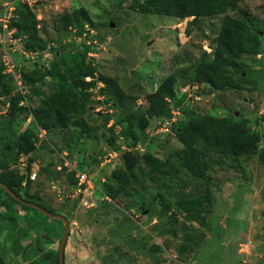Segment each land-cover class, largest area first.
<instances>
[{
	"label": "rangeland",
	"instance_id": "obj_1",
	"mask_svg": "<svg viewBox=\"0 0 264 264\" xmlns=\"http://www.w3.org/2000/svg\"><path fill=\"white\" fill-rule=\"evenodd\" d=\"M11 1L0 0V12L9 10L6 3ZM15 1L18 5H29L38 21L39 34L48 43L57 48L60 44L68 46L59 49L67 61L73 52L72 37L67 31L61 32V17L74 9H84L94 23L89 28L96 39L91 46L95 47L97 72L116 78L124 93L133 99L130 105L134 109L138 106L145 108L146 95L154 91L162 79L173 74L177 97L186 95L183 108L217 117L248 118L250 125L261 131L260 116L264 114V0H244L238 9L229 11L231 15L246 18L258 32L261 46L254 56L242 58L248 64L245 75L249 82L245 89L222 90L205 82H193L190 68L198 62L203 50L212 56L221 15L200 18L196 24L188 26L190 34H186L187 22L192 17L180 19L142 13L134 7L135 0ZM14 48L18 50L16 56L25 69L31 68L33 62L48 68L49 62L55 58L56 50H49L37 57L30 55L33 58L27 62L22 58L25 51L20 44L15 43ZM49 82L47 76L39 87L41 96L50 92ZM97 91H91L87 114L81 116L87 130L72 126L68 144L59 136L48 133L30 155L19 156L16 168L36 172L28 190H37L49 211L68 217L70 232L65 264H264V138L259 141L255 154H211L204 179L192 177L184 171H179L170 182L159 175L152 180L141 174L138 182L110 198L105 194L106 183L113 169L124 168L125 151L130 154L138 152L139 156L150 152L166 160L172 150L182 148V143L172 129L173 120L177 118L172 113L169 118L148 117L143 128L135 127L138 134L135 144L129 140L128 145L121 137H114L110 142L115 136L110 127L115 121L113 117L124 109L98 97ZM9 97L0 96V120L7 116ZM38 99V95H32L29 106H35ZM170 107H173L172 103ZM106 114L114 116L104 124ZM27 116V112L19 113L14 124L18 132L26 127L24 120ZM76 136H79L78 141ZM7 138H0V149L11 139ZM21 160L26 167H21ZM65 161H72L79 169H87L92 185L82 186L79 191L76 190L78 185L72 188L66 175L68 169L62 170ZM140 163L147 171V166ZM59 191H67V195L63 196L64 193ZM184 195L209 198L200 214L205 225L174 208H162ZM29 211L33 216L31 220L38 223L20 241L25 250L14 252L8 238L10 229L4 231L10 225L0 224V249L5 252L1 263L32 264L35 258L44 256L48 259L56 252L63 226L56 219L33 209ZM19 212L23 214L22 210ZM45 227L55 235L54 243L46 239L51 232L45 231ZM36 240L42 250L35 249L32 242Z\"/></svg>",
	"mask_w": 264,
	"mask_h": 264
},
{
	"label": "trees",
	"instance_id": "obj_2",
	"mask_svg": "<svg viewBox=\"0 0 264 264\" xmlns=\"http://www.w3.org/2000/svg\"><path fill=\"white\" fill-rule=\"evenodd\" d=\"M242 1L244 0H144L143 2L135 0L134 7L142 13H154L180 19L192 17L187 22L186 34H190L188 26L196 24L200 18L221 15L218 34L213 41L212 56L209 57L206 51H202L198 62L190 67L192 70L191 80L208 83L216 90L245 89L249 82L245 75L248 64L242 58L257 54L261 40L258 32L253 30L244 16L229 14V11L238 9L239 3ZM15 4V16L9 21L8 29L14 38L20 40V47L27 53H35V57L43 52L56 50L55 58L49 62L48 68L43 65L38 66L36 62H33L31 68L25 69L16 56L19 53L12 54L14 69L20 70L24 82L29 87L26 94L27 103L24 105L20 104L23 96L17 90L15 81L11 74L5 71L4 61L1 58L2 51H0V96H10L7 116L0 120V138H11H7L8 140L0 149V181L23 199L48 209L37 190L33 192L28 190L32 181L26 179V175L16 169L19 156L32 153L37 143L42 140L39 137V129L45 131V136L48 133H53L67 144L70 141L69 130L72 126L78 125L81 130H87L81 116L87 114L89 107L87 105L92 100L89 88L95 86L97 81L104 84L96 92L98 97H103L107 102L110 100L117 108L124 109L121 114L115 117L113 114H106L104 117V124L111 117L115 119L110 125L115 132V136L110 138V142L114 137H121L128 145L129 140L135 144L138 139L135 127L143 128L148 117L169 118L172 109H178L180 113L176 120H173L175 122L172 129L176 139L182 143V148L172 150L170 158L166 160H161L150 152L139 156L138 152L130 154L125 151L124 155L127 160L124 162V168L113 169L106 183L105 194L110 198H114L125 188L138 182L141 174L152 180H155V175H159L164 181L170 182L179 171H184L192 177L204 179L207 176L211 154L236 156L258 152V143L264 138V114L260 116L262 127L259 131L250 125L248 118L217 117L183 108L186 95L177 97L173 74L162 79L156 89L146 95L147 106L145 108L138 106L134 109L130 105L133 103V99L124 93L116 78L98 74L94 62L95 47L91 46L96 43V39H93L94 34L89 31V27H93L94 23L84 9H74L61 17V32L67 31L68 35L72 37L71 50L73 52L70 61H67L60 54L59 49L68 46L60 44L57 48L52 43H48L39 34L38 21L29 5L27 3L18 5V2ZM86 25L87 27H85ZM21 55L27 62L30 61L31 58L25 57L24 54ZM47 76L50 79V92L41 96L39 87L43 85ZM36 85L38 86L36 87ZM34 94L38 95L39 99L36 105L31 108L30 100ZM170 103L173 104L172 108ZM20 112H27V115L31 113L32 119L23 130L18 132L14 124ZM28 117L24 121H27ZM78 138L79 136H76L77 141ZM262 152H264V148H262ZM140 162L147 166V171L143 170ZM62 170L64 171L66 168ZM74 174V170L66 174L72 188L77 183ZM27 175H29V171H27ZM24 180L26 184L23 186ZM23 187L24 191H22ZM2 194L3 196H1ZM208 201L209 198L206 196L184 195L173 203L164 204L162 208L164 210L174 208L189 217L191 216L199 224L205 225V220L200 217V214L205 210ZM30 209L38 212L32 207L14 200L0 187V224L4 221L10 225L6 226L4 231L10 229L11 234L8 238L16 253L24 249L20 241L38 223L31 220L33 216L30 214ZM20 210L25 211V214L21 215ZM58 221L61 225L63 224L60 220ZM45 228V231L51 232L50 228ZM43 234L47 236L46 233ZM54 240L51 232L48 241L53 242ZM67 241L68 236L64 245V260ZM35 245L38 248L41 246L40 244ZM4 256L5 252L0 249V259ZM58 256L57 248L54 255L49 256V260L44 256H39L34 259L32 264H59ZM0 264L3 263L0 262Z\"/></svg>",
	"mask_w": 264,
	"mask_h": 264
},
{
	"label": "built area",
	"instance_id": "obj_3",
	"mask_svg": "<svg viewBox=\"0 0 264 264\" xmlns=\"http://www.w3.org/2000/svg\"><path fill=\"white\" fill-rule=\"evenodd\" d=\"M9 3H6L7 6L9 7V10H5L4 12H0L1 13L0 14L1 15L0 16V51H2L1 58L4 61L5 71L7 73L11 74L12 79L16 83L17 90L23 96V99L21 100L20 104L24 105L27 103L26 94L29 90V87L24 82L20 70L14 69V64L12 62V58H10V56H12L13 53L18 51V50L17 51L15 50L14 46H15V43L20 44V40L18 38H14L13 35L11 34V31L8 29L9 28L8 27L9 21L11 20L12 17L15 16V10H16L15 3H16V1L12 0ZM89 31L91 33H93L92 29H89ZM12 41H14V42H12ZM22 54H24V56L27 58H33V56H35V53L22 52ZM32 54H33V56H30ZM89 80H90V78H89ZM101 87H103V83L100 81H97L95 86L90 87L89 90L93 91V90L99 89ZM191 95L193 96L194 94L191 93ZM172 114L178 115L180 113H179L178 109H172ZM28 116H29L28 121H30L32 119V114L29 113ZM45 134L46 133L43 129H39V137L40 138L45 137ZM20 165H21V167H23V166L26 167L23 160L20 161ZM63 166L66 168V170L68 169V171L74 170V172H75L74 175L77 178L76 185H78V188L76 190L79 191L80 187H82V186L90 187L92 185L91 176L89 175V172L87 169H78L77 165H75L72 161H70V162L65 161L63 163ZM58 169H61V167H58ZM20 172L22 174H25L26 178L28 177L30 180H34L36 177V172H31V173H29V175H27V171L25 169L20 170ZM23 184H25V182H23ZM60 193L63 194L64 192H60ZM66 195H67V191L63 194V196H66Z\"/></svg>",
	"mask_w": 264,
	"mask_h": 264
},
{
	"label": "water",
	"instance_id": "obj_4",
	"mask_svg": "<svg viewBox=\"0 0 264 264\" xmlns=\"http://www.w3.org/2000/svg\"><path fill=\"white\" fill-rule=\"evenodd\" d=\"M2 109L5 110V106H2ZM13 115V114H12ZM0 187L4 189V191L9 194V196H11L14 200L18 201L21 204H25L29 207L34 208L35 210H37L38 212H40L41 214H43L44 216H47L49 218H53V219H58L63 223V233H62V237L60 240V244H59V264H64V260H63V251H64V245H65V241L67 238V234L69 232V221L68 219L61 214H55L51 211H49L48 209L30 202V201H26L23 198H21L19 195H17L9 186H7L4 182L0 181Z\"/></svg>",
	"mask_w": 264,
	"mask_h": 264
},
{
	"label": "flooded vegetation",
	"instance_id": "obj_5",
	"mask_svg": "<svg viewBox=\"0 0 264 264\" xmlns=\"http://www.w3.org/2000/svg\"><path fill=\"white\" fill-rule=\"evenodd\" d=\"M22 198V197H21ZM25 200V199H24ZM27 201V200H26ZM31 202V201H30ZM25 214V211H23V215ZM68 219V218H67ZM69 221V220H68ZM62 226H63V224H62ZM64 228V227H63ZM52 232V231H51ZM69 232H70V224H69ZM69 232H68V234H67V236H69ZM62 233H63V231H62ZM42 236V235H41ZM45 237V236H44ZM61 237H62V234H61V236H60V239L58 240V252H59V244H60V240H61ZM49 237H47L46 239H48ZM53 238H55V235H53ZM56 241V240H55ZM38 241L36 240V242H32V244H39V243H37ZM52 243H54V241L52 242ZM35 246V245H34ZM35 249L37 250V251H39V250H42V248L41 247H36L35 246ZM65 249V248H64ZM25 250V249H24ZM63 253H64V251H63ZM63 260H64V258H63ZM64 262H65V260H64ZM65 264V263H64Z\"/></svg>",
	"mask_w": 264,
	"mask_h": 264
},
{
	"label": "clouds",
	"instance_id": "obj_6",
	"mask_svg": "<svg viewBox=\"0 0 264 264\" xmlns=\"http://www.w3.org/2000/svg\"><path fill=\"white\" fill-rule=\"evenodd\" d=\"M104 85V84H103ZM79 169V168H78ZM67 171V170H66ZM69 172V171H68ZM90 175V174H89ZM26 179H29L28 177ZM32 181V180H31ZM25 184H26V181L24 180ZM23 184V186L25 185ZM75 187V186H74ZM84 188H87L86 186H84ZM72 191V190H71Z\"/></svg>",
	"mask_w": 264,
	"mask_h": 264
},
{
	"label": "crops",
	"instance_id": "obj_7",
	"mask_svg": "<svg viewBox=\"0 0 264 264\" xmlns=\"http://www.w3.org/2000/svg\"><path fill=\"white\" fill-rule=\"evenodd\" d=\"M26 122H27V123L29 122L28 119H27ZM26 122H25V123H26ZM27 155H30V154H27ZM4 223H5L4 221L1 222V224H4ZM66 248H67V246H66Z\"/></svg>",
	"mask_w": 264,
	"mask_h": 264
}]
</instances>
